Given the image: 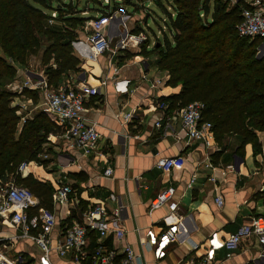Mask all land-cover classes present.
Returning a JSON list of instances; mask_svg holds the SVG:
<instances>
[{
    "label": "crops",
    "instance_id": "1",
    "mask_svg": "<svg viewBox=\"0 0 264 264\" xmlns=\"http://www.w3.org/2000/svg\"><path fill=\"white\" fill-rule=\"evenodd\" d=\"M151 1L155 3V0ZM109 2L105 9L111 6L112 1ZM148 6L142 0H134L127 10L131 15L118 14V20L122 33L128 30V38L144 34L150 43L148 50H152L155 41L161 39L162 30L158 26L157 34L151 31L154 39L143 30V25H148ZM143 7L145 14L142 13ZM167 8L174 16L171 7ZM90 11L83 13L88 20L86 24L100 15L97 9ZM167 21L164 17V31L167 30ZM85 36L82 31L79 39H85ZM141 45L130 46L116 55L108 53L96 60L83 62L80 72L65 75L68 78L66 85L100 87L101 95L87 101L84 115L88 124L96 127L101 138L97 148L85 154L65 140L63 127L54 124L56 130L50 133L43 145L50 147V153L44 159L38 156L40 162L53 177L75 188V194L68 203L53 205L58 220L53 237L56 238L62 226L70 225V222L83 223L84 207L87 211L100 202H107L109 195L114 193L122 205L121 219L116 227L124 229L126 236L123 240L111 238L112 246L118 250L127 244L132 246L145 264H203L210 250L212 234L226 237L251 224L253 218L264 217V199L259 198L264 195V133L257 132L261 153L255 154L253 146L247 144L243 156L238 153L243 143L238 135H228L221 144L213 136L209 139L210 146H205L201 140L190 141L177 116L180 110L165 112L168 105L164 99L178 95L181 86L166 85L168 77L158 69L157 54L129 57L128 54H138ZM28 63L29 68L16 65V78L7 88L15 92L30 81L37 86L23 90L33 91V95L41 91L43 104H36L26 96L15 99L14 105L20 107L18 115L22 117L19 130L24 121L36 112L45 113L46 92L40 83L44 84L47 79L41 66L42 54L30 56ZM119 81L128 83L125 93L117 92L115 82ZM48 90L53 89L48 87ZM128 115L131 116L129 121L126 119ZM164 117L172 118L169 119L170 127H156ZM177 157L184 160L181 170L163 172L156 167L159 158ZM108 167L113 170L112 177L104 174ZM169 187L176 190V212H170L168 206L150 212L152 200ZM218 197L224 201L222 207L216 203ZM119 204L108 203V208L114 209ZM171 226H177L176 238L165 249V256L157 259L156 253L143 245L146 231L152 228L160 234ZM108 227L114 228V225ZM19 233L8 222L0 224L1 237ZM97 241H102L99 234H96ZM260 252V244L251 238L244 241L230 258L225 249L216 251L210 264H249ZM8 254L14 258L21 257L24 264H38L40 250L30 240H20L10 246ZM51 259L53 264H75L69 258H58L56 254H52Z\"/></svg>",
    "mask_w": 264,
    "mask_h": 264
},
{
    "label": "trees",
    "instance_id": "2",
    "mask_svg": "<svg viewBox=\"0 0 264 264\" xmlns=\"http://www.w3.org/2000/svg\"><path fill=\"white\" fill-rule=\"evenodd\" d=\"M165 3L155 0L168 19L167 30L161 27L162 40H157L152 50L146 41L138 54L129 57L157 54L158 69L168 77L166 85L181 86L178 95L164 99L168 105L165 112L201 102L205 106L203 122L212 124L219 144L228 135H238L243 139L240 155L247 144L253 146L255 154L261 153L257 132L264 133V61L256 58L260 41L237 33L241 6L229 7L222 0ZM46 11L57 12L58 23L65 25L63 31L47 26L50 15ZM77 12L75 6L61 0H0V182L13 181L29 189L39 200L38 209L53 210V188L31 175L21 176L19 167L41 161L38 156L56 126L39 111L19 130L22 117L15 99L31 97L37 104L38 98L33 91L15 93L7 86L16 78V65L28 66L30 56L42 54L41 66L52 89H58L63 76L82 70L83 61L74 54L71 43L79 38L87 20ZM259 198L264 199V195ZM105 244L111 247V239ZM96 245L93 232L90 248Z\"/></svg>",
    "mask_w": 264,
    "mask_h": 264
},
{
    "label": "built area",
    "instance_id": "3",
    "mask_svg": "<svg viewBox=\"0 0 264 264\" xmlns=\"http://www.w3.org/2000/svg\"><path fill=\"white\" fill-rule=\"evenodd\" d=\"M222 1L229 7L241 6L242 20L237 26V33L240 37L248 38L251 41H260L256 58L259 61H264V0ZM105 4L110 5L109 0H105ZM57 17V12L53 11L47 20V25L52 27L57 21ZM120 24L118 13L110 7L105 13L90 19L83 27L85 39L78 38L71 43L74 54L81 61L87 62L108 53L116 55L120 51L129 49L130 46L136 47L146 42L147 37L144 34L128 38V30L122 33ZM129 40L132 42L129 43ZM114 41L115 45H112ZM41 84L44 85L46 92L44 94L45 113L56 125L65 129V140L85 154L94 151L99 144L101 135L94 125L88 124L84 113L87 101L101 95L100 87L87 84H67L56 90H48L46 81ZM127 85L128 83L125 81L115 82V88L119 93H125ZM36 86L27 81L14 91L22 93L23 89L32 90ZM161 107L166 108L164 105ZM204 107L201 102H192L177 112V116L190 141L201 140L205 146H210L209 139L214 136L213 126L210 122H203ZM126 119L129 121L131 116L128 115ZM169 119L172 118H162L156 123V127L169 128ZM164 121H166L165 124H163ZM183 166L182 157L159 158L156 162V167L163 172L181 170ZM19 174L23 177L31 175L42 183L51 184L53 205L66 204L75 194L71 185L63 184L60 179L53 177V174L46 171L40 162L31 161L21 164ZM104 174L107 177H112L113 170L108 167ZM175 193V188L169 187L158 194L150 204V212L168 206L170 212L175 213L178 208V203L174 199ZM108 203L119 204L118 196L111 193L107 202H100L85 211L83 223L62 226L57 237L54 238L53 232L58 223L55 212L43 208L38 209V198L26 187L13 181L0 182V224L8 222L12 228L20 231L19 234L8 238L0 236V264H24L25 261L21 257L14 258L8 254L10 246L20 240H30L38 246L40 250L38 264H53L52 254H56L58 258H69L75 264H145L132 246L127 244L118 250L114 246L109 247L105 244L108 239L123 240L126 236L124 229L116 227L117 222L121 219L122 205L119 204L110 210ZM216 203L220 207L224 205L221 197L216 199ZM35 209H38L37 212L31 215ZM110 224L114 225V228H109ZM93 232L99 234L102 241H97L96 247L90 248ZM145 235L146 240L143 245L154 251L157 259H161L166 254L167 246L176 238L177 226H171L160 234L150 228ZM251 238H255L260 244L261 252L249 264H264L263 216L253 218L251 224L242 226L235 233L226 237L221 238L217 233L212 234L209 240L210 250L206 254L203 264H210L216 251L222 249L227 251V257L230 258L244 241Z\"/></svg>",
    "mask_w": 264,
    "mask_h": 264
},
{
    "label": "rangeland",
    "instance_id": "4",
    "mask_svg": "<svg viewBox=\"0 0 264 264\" xmlns=\"http://www.w3.org/2000/svg\"><path fill=\"white\" fill-rule=\"evenodd\" d=\"M111 1H112V3H111L110 8H112V10L117 12L120 16L131 15L130 13H128V11L130 10L129 6L133 5L134 0H111ZM142 1H144L147 5H149L147 7L148 8L147 9V13L149 14L148 25L147 26L143 25L142 28H143L144 31H146L150 35L151 39H154V37L152 36V32L157 34L158 26L159 27L163 26V22L162 21L164 20V17H166V16H165L164 12L153 1H151V0H142ZM61 2L64 3V4H72L73 6H75L77 8L78 12H79L78 16L80 18H84L85 17V15L83 14L84 12L90 11L87 6H89L91 11L93 9H97V11H100V14L103 11H105V10H109V9H105L107 6H106V4H104V0H61ZM162 2L165 3L164 0H162ZM142 9H143V11L141 10L142 13L145 14L144 7ZM52 13H53V11L52 12L51 11H46V14H48V15H50ZM94 14H98V13H94ZM57 23H58V21H56L55 24L53 25L54 28H57V29L63 31V28H65V25L63 23H60V24L59 23L57 24ZM80 33H82V31H80ZM160 38L162 40V35H160ZM155 42L157 43V41H155ZM112 45H115V41L112 43ZM28 62H30V58H29ZM28 65H29V63H28ZM26 67L29 68V66H26ZM66 80H68V78L66 76H63L61 78V82L59 84V87L64 86L63 84H65ZM56 89H53V90H56ZM40 94H41V91H40V93L36 91L34 96L38 98V102L37 103L39 105L40 104L42 105L43 101L41 100ZM22 101L23 100H18V102H22ZM49 120L53 124H55L50 118H49ZM48 153H50V147L47 145L46 147H43V149L40 152L39 156L41 157V159H44L45 157H48ZM46 171H48V169H46Z\"/></svg>",
    "mask_w": 264,
    "mask_h": 264
}]
</instances>
